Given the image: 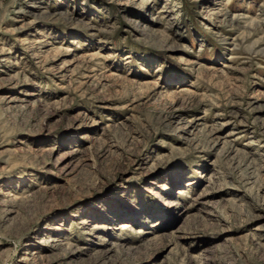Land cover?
<instances>
[{"label":"rangeland","instance_id":"rangeland-1","mask_svg":"<svg viewBox=\"0 0 264 264\" xmlns=\"http://www.w3.org/2000/svg\"><path fill=\"white\" fill-rule=\"evenodd\" d=\"M0 264H264V0H0Z\"/></svg>","mask_w":264,"mask_h":264},{"label":"bare ground","instance_id":"bare-ground-1","mask_svg":"<svg viewBox=\"0 0 264 264\" xmlns=\"http://www.w3.org/2000/svg\"><path fill=\"white\" fill-rule=\"evenodd\" d=\"M194 257H195V256H194ZM194 257H193V258H194ZM192 260H193V259H192ZM198 260H199V259H198Z\"/></svg>","mask_w":264,"mask_h":264}]
</instances>
